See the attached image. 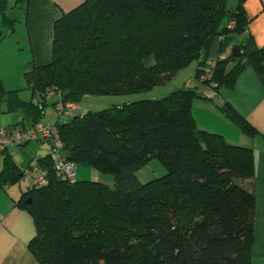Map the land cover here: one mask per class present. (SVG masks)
<instances>
[{"label": "trees", "instance_id": "obj_1", "mask_svg": "<svg viewBox=\"0 0 264 264\" xmlns=\"http://www.w3.org/2000/svg\"><path fill=\"white\" fill-rule=\"evenodd\" d=\"M228 1L84 0L54 21L50 61L25 72L31 100L0 83V111H20L31 126L44 116L51 87L77 104L89 96L146 91L193 61L195 78L206 74L202 82L216 91L232 88L247 67L264 88V47L247 30L245 0L232 7ZM7 2L0 0L3 23L11 21L4 15ZM229 46L240 55L220 57ZM199 97L208 98L194 87L178 88L56 116L65 161L110 174L115 185L57 177L49 147L35 163L46 183L26 187L16 202L34 220L28 248L38 264H250L254 153L196 125L192 103ZM217 109L243 134H257L229 102ZM153 159L166 172L140 182L135 173ZM23 174L5 153L0 186Z\"/></svg>", "mask_w": 264, "mask_h": 264}, {"label": "crops", "instance_id": "obj_2", "mask_svg": "<svg viewBox=\"0 0 264 264\" xmlns=\"http://www.w3.org/2000/svg\"><path fill=\"white\" fill-rule=\"evenodd\" d=\"M83 1L30 0L16 4L14 0H8L4 15L11 21L3 23L0 13V83L5 90H18L19 98L25 99L19 93L21 89L28 88L24 77L25 72L33 66L45 65L51 59L54 21L63 13L79 6ZM243 7L250 20L247 26L248 32L258 47H264V0H245ZM233 47L229 46L220 57L230 54ZM215 54L214 49L212 59ZM145 62L151 64L152 59H145ZM195 63L194 74L197 68V62ZM205 75L198 78V84L195 83L193 87L208 98L199 97L193 100L192 115L199 128L218 133L233 144L253 150L256 207L250 264H264V88L250 67L245 68L238 75L232 88H220L219 91L202 82ZM187 82L188 80L180 88H186ZM31 98L32 94L29 100ZM225 101L246 118L256 129V135L250 137L243 134L223 117L217 105ZM6 113H13L12 122L7 124L5 120L7 117L1 116L0 129L10 130L14 127L29 126L27 121H23L22 112ZM30 142L23 146L11 144L4 148V152L0 151V170L5 153L12 156L23 172L28 165L35 164L39 158L49 153V145L46 141H40L46 146H36L30 150L29 154L17 151L18 146L28 147L31 145ZM75 168L76 165H74V171ZM94 174L95 171H89V169H82L81 173L82 177L91 175V180L95 179ZM21 179L25 180L24 186L20 184ZM21 179L16 183L0 186V264H38L28 248L29 241L36 234L34 220L27 210L16 205L27 187L24 174ZM74 179L76 180L75 175Z\"/></svg>", "mask_w": 264, "mask_h": 264}, {"label": "rangeland", "instance_id": "obj_3", "mask_svg": "<svg viewBox=\"0 0 264 264\" xmlns=\"http://www.w3.org/2000/svg\"><path fill=\"white\" fill-rule=\"evenodd\" d=\"M236 0H229L228 6H233ZM195 61H193L190 65L186 66L185 68H182L175 72V74L165 83L156 85L152 87L151 89H148L146 91H141L137 93H131V94H122V95H99V96H89L86 98H83L81 102L78 103L77 107L73 110L72 115L81 114L88 110L96 111L103 108H106L110 106L113 103H123V102H130V101H136L141 99H149V98H157L161 97L165 94L170 93L171 91L180 88L184 86V83L188 80L185 86L192 88L195 86V83L198 84L197 79L194 78V67H195ZM21 86V85H19ZM20 96H22L23 100H29L31 96V92L28 88H24L20 90ZM57 101L56 96H50L48 95L46 97L47 105L44 108L45 116L41 118V123L50 124L52 125L55 123L54 120H56V113L53 107V103ZM0 112V117L5 116L6 123L10 124L12 122V114L13 113H6L3 109ZM5 112V113H4ZM18 113V112H17ZM29 144L30 146H26L24 148L17 147L18 152H23V154L30 152L31 149L36 148V146L45 145L44 142L38 141H31ZM28 144V145H29ZM47 144V143H46ZM48 145V144H47ZM46 146V145H45ZM44 146V147H45ZM46 148V147H45ZM22 154V153H21ZM32 154V153H31ZM82 169H89V171H95V181H102L106 184H108L111 188L115 185L114 177L110 174H104L102 172L94 170L92 167L82 164H76L75 168V178L76 180H91V175H87V177H82ZM166 172L165 167L161 162L157 159H153L149 161L143 168L138 170L135 175L138 178L140 182H146L148 180H151L153 178L159 177L163 175ZM88 178V179H86ZM90 178V179H89ZM25 180H20V184L24 186Z\"/></svg>", "mask_w": 264, "mask_h": 264}, {"label": "built area", "instance_id": "obj_4", "mask_svg": "<svg viewBox=\"0 0 264 264\" xmlns=\"http://www.w3.org/2000/svg\"><path fill=\"white\" fill-rule=\"evenodd\" d=\"M214 63H210L213 67ZM208 72H210L208 70ZM47 95L56 96L54 110L58 118H65L72 115L77 104L70 101H63L59 92L54 87L47 90ZM46 141L50 147L53 169L57 177H63L73 180L75 171L74 164L65 161L61 148L62 144L55 124H45L37 122L25 129L12 128L10 130L0 129V151L11 144L23 145L30 141ZM27 180V188H38L46 183V172L36 164L28 167L24 172Z\"/></svg>", "mask_w": 264, "mask_h": 264}, {"label": "water", "instance_id": "obj_5", "mask_svg": "<svg viewBox=\"0 0 264 264\" xmlns=\"http://www.w3.org/2000/svg\"><path fill=\"white\" fill-rule=\"evenodd\" d=\"M231 54H232L233 56H239V55H240V50H239V48H238L237 46H234V47L232 48Z\"/></svg>", "mask_w": 264, "mask_h": 264}]
</instances>
